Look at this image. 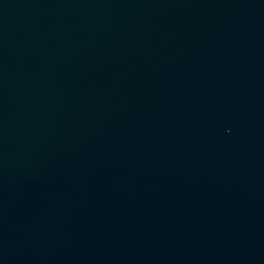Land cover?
Masks as SVG:
<instances>
[{
  "label": "water",
  "instance_id": "1",
  "mask_svg": "<svg viewBox=\"0 0 264 264\" xmlns=\"http://www.w3.org/2000/svg\"><path fill=\"white\" fill-rule=\"evenodd\" d=\"M0 264H264V0H0Z\"/></svg>",
  "mask_w": 264,
  "mask_h": 264
}]
</instances>
